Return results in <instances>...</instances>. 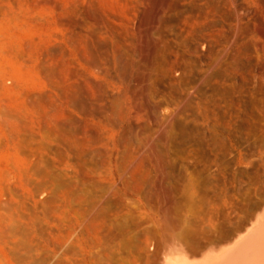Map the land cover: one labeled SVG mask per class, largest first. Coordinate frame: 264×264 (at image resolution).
<instances>
[{"label":"bare ground","instance_id":"1","mask_svg":"<svg viewBox=\"0 0 264 264\" xmlns=\"http://www.w3.org/2000/svg\"><path fill=\"white\" fill-rule=\"evenodd\" d=\"M28 1L0 0V264H122L116 239L127 264L150 245L149 264H264L261 228L215 253L185 217L206 193L248 196L234 143L264 99L248 0Z\"/></svg>","mask_w":264,"mask_h":264},{"label":"rangeland","instance_id":"2","mask_svg":"<svg viewBox=\"0 0 264 264\" xmlns=\"http://www.w3.org/2000/svg\"><path fill=\"white\" fill-rule=\"evenodd\" d=\"M11 2H13V0H10ZM21 1H23V3H27V2H29L28 0L26 1V2H24L25 0H21ZM31 1V0H30ZM154 2H158V0H148L147 1V5H148V7H150V5L151 4H153ZM248 8L250 9H248L247 8V10H246V12L243 14V17H241L240 19H239V25L241 26V28H237L238 30V32H239V34L242 36V37H245L243 40L245 41V42H252V43H254L255 42V44H257V42H258V46L260 47L259 49L261 50V54L259 53V55H260V57L262 58V67L264 66L263 64H264V0H248ZM248 11V12H247ZM240 20H242V21H240ZM240 22H241V24L243 25H241L240 24ZM239 27V26H238ZM244 27V28H243ZM247 29V30H244V29ZM239 29H241V30H239ZM243 30V31H242ZM246 31V33L244 34V36H243V33ZM241 32V33H240ZM246 39V40H245ZM263 70H264V67H263ZM253 74L256 76V73L255 72H253ZM264 75V74H263ZM259 77V79L261 80V83H262V79L264 78V76L263 77H261V76H258ZM7 83V82H6ZM263 83H264V79H263ZM255 99V100H254ZM253 102H254V105H255V109L253 110V115H252V117L251 116H249L248 117V119H249V123L251 124V122H252V126H251V130H250V133H249V141H248V148L245 146V143H242V142H244L242 139L243 138H241L242 137V135L241 134H239L242 130H241V124L239 125L240 127L238 128L239 130H238V133H237V138H236V140H235V143H234V152H233V154L235 153L236 154V156H235V154H234V165H235V167H236V170L238 171V175H240V170L242 169V167H240L241 166V164L240 163H238V159L242 156V157H246V158H248V163L250 164H248L249 166H247V169H248V174H249V182H250V180H251V183H247L246 185H245V190H246V192L248 193V196H245V197H243V199H242V201H241V197L244 195V193H243V191H242V188L243 187H241L240 186V188H237L236 189V185H237V183H238V185H237V187H239V185H243L242 183H240L241 182V180H243V179H241L242 177H238L237 176V179L236 180H239L240 182H235V189H236V191L234 190V192H233V194L234 193H236L237 195L235 196V197H233L234 195L233 194H231L230 196L231 197H233L234 199H232L228 194H226L225 195V197L223 198L222 197V195H224V193H221V195L220 196H218V195H216L217 197H222V200H220V198H218L219 200H216V201H222V202H220V204H218L219 202H217L216 204H215V200H214V197H213V195H211V197H210V193H206L204 196H206V195H209V197L211 198V199H213V201L214 202H212L210 199H209V197L207 198V197H205V198H207V200L208 201H210V204L213 206H211L210 204V206L207 204V200L205 199V201H206V203H205V201L203 202V206L204 205H206V207L204 206V208L206 209V211H204V213H206L205 214V216H204V213H202V211L203 210H205V209H198L195 213L193 212V214H192V212H189V213H191V214H189L188 212L185 214V217H186V219L187 220H191V222L189 221V223L191 224V225H193V224H195L194 226L195 227H197V228H199V229H205L206 228V231H212L213 233L215 232V235L213 234V237H215L214 239L216 240V242L218 243V244H220V245H223V243H221V241L223 240V238L227 235V234H229V233H232L233 232V229H234V231H235V229L237 230V233H238V237H246V236H248L250 233H255V231L257 230V228H258V230H260V228L262 229V230H264V216L262 217V219L261 220H259V221H257L256 222V219L257 218H260L262 215H263V213H264V127H262V126H264V99L262 98V97H260V96H258L257 94H255L254 95V97L251 99ZM258 100V101H257ZM257 102V103H256ZM261 106V107H260ZM263 106V107H262ZM257 108V109H256ZM261 111V112H260ZM255 112V113H254ZM257 114V115H256ZM260 115V116H259ZM241 116V115H240ZM255 119H254V118ZM242 118V117H241ZM240 118V119H241ZM253 119V120H252ZM252 120V121H251ZM251 121V122H250ZM257 124V125H256ZM255 127V129H254V127ZM256 126H257V128H258V130H257V128H256ZM261 127V128H260ZM258 131V132H257ZM240 138V139H239ZM242 140V141H241ZM239 141V142H238ZM241 141V142H240ZM241 144V145H240ZM251 144V145H250ZM254 146V147H253ZM244 147V148H243ZM244 149V151L242 152V150ZM249 152H248V151ZM247 151V152H246ZM240 152H241V154L242 155H240ZM247 153H249V154H247ZM12 154V151L7 147V146H5V145H2V146H0V170H2V169H4L5 167H6V163H5V161H6V159L10 156ZM248 156V157H247ZM250 157V158H249ZM3 160H5V161H3ZM250 161V162H249ZM1 167H2V169H1ZM240 169V170H239ZM250 170V171H249ZM251 173V174H250ZM11 181V180H10ZM10 181H7V183H3L4 184V186L3 187H6V186H12L11 184H12V181H11V183H10ZM245 181V180H244ZM244 181H242V182H244ZM2 184V185H3ZM250 184V185H249ZM2 185H0V190L1 191H4V189L5 188H3L2 187ZM247 185H248V187H247ZM246 187H247V189H246ZM248 188L250 189V191L248 190ZM239 189V190H238ZM241 189V190H240ZM237 190L238 191H240V192H237ZM248 190V191H247ZM0 191V198H1V200H0V203H4V202H6L7 200H9V196H8V193H6L5 191V193L3 192H1ZM242 193V194H241ZM6 194H7V196H6ZM218 194V193H217ZM4 195V196H3ZM202 195V196H203ZM214 195V196H215ZM241 196V197H238V196ZM246 195V194H245ZM201 196V197H202ZM215 196V197H216ZM249 196H250V198H249ZM213 197V198H212ZM226 197H227V199H226ZM44 198V196H42V195H40V196H38L37 197V199H43ZM235 198H236V200L237 201H235V202H233V200H235ZM240 198V199H239ZM244 198H245V200H244ZM3 199V200H2ZM204 199V198H203ZM215 199H217V198H215ZM224 199V200H223ZM226 199V200H225ZM228 199H230V200H228ZM239 199V200H238ZM6 200V201H5ZM227 200H228V202H227ZM250 200H251V202H250ZM226 201V202H225ZM229 201H230V203H229ZM232 202H233V204L235 205H233L232 204ZM238 204H237V203ZM205 203V204H204ZM214 203V204H213ZM221 203H222V205H221ZM226 203H228L229 205H231V207L228 205L226 208H225V204ZM218 204V205H217ZM247 204H249V208H248V210L246 209V207L244 208V206L245 205H247ZM241 205V206H240ZM244 205V206H243ZM202 206V207H203ZM220 208H219V207ZM243 206V207H242ZM209 207V208H208ZM211 207H212V209H211ZM215 207V208H214ZM229 207V208H228ZM238 207V208H237ZM240 207H241V210H240ZM201 208V207H200ZM217 208H218V211H217ZM231 208V209H230ZM208 209V210H207ZM242 209H245V212L246 211H248V212H244L243 213V211L244 210H242ZM212 210V211H211ZM217 211V212H215V211ZM209 211V212H208ZM210 211L212 212V213H210ZM226 211V212H225ZM230 212V213H229ZM202 214V215H198L197 216V214ZM227 213V214H226ZM189 214V215H188ZM211 214V215H210ZM190 215H192V216H194V215H196V217L194 216V218L191 216L190 217ZM208 215H209V217H208ZM214 215V216H213ZM229 215V216H228ZM142 216L143 217H147V216H150V214L148 215V213L147 214H145V213H143L142 214ZM204 216V217H203ZM199 217V218H198ZM210 217H212V218H210ZM222 217L224 218V220L222 219ZM190 218V219H189ZM193 218V219H192ZM197 218V219H196ZM203 219V222H202V219ZM214 218V219H213ZM225 218H226V220H225ZM201 219V222L199 221ZM228 219V220H227ZM194 220V221H193ZM196 220H197V222H196ZM209 220H212L211 222L209 221ZM231 221V222H228V221ZM214 222V223H213ZM221 222H222V224H221ZM248 222V223H247ZM202 223H204V224H202ZM247 224V225H246ZM197 225V226H196ZM203 225V226H202ZM206 225H209V226H206ZM231 225L233 226V227H231ZM257 225V226H256ZM260 225H261V227H260ZM205 226V227H204ZM226 226V227H225ZM201 227V228H200ZM236 227V228H235ZM263 227V228H262ZM216 228V229H215ZM222 231H221V230ZM232 229V230H231ZM219 230V231H218ZM219 233H218V232ZM230 231V232H229ZM221 232V233H220ZM133 233H135L136 234V232L134 231ZM217 233V234H216ZM110 239H112V238H110ZM110 239H108V240H110ZM219 239H220V241H219ZM262 239H264V238H262ZM262 239H259V242L260 241H262V242H264V240H262ZM108 240H106L107 241V243H108ZM114 240V239H113ZM115 241V240H114ZM114 241H112L111 240V244L110 243H108V246L110 245V247H113L112 248V250L114 249V254L116 255V254H118V257L117 258H122V256H123V261H124V259H125V261L123 262L122 260H121V262H123L124 264H127V261L129 260V261H131L132 260V257H133V254H129V253H127V251L125 250H120V248L121 247H119L118 245L119 244H117L118 243V239H116V241L114 242ZM113 242H114V245L115 246H118L119 248H117V247H114V245H113ZM117 242V243H116ZM106 243V244H107ZM107 246V247H108ZM150 246H151V248H150ZM149 247H148V253H146L145 252V255H148L149 256V254L151 253V252H153V250H155V248H152V247H155V245H150ZM117 249H119L118 251L119 252H122L121 254H119V252L117 251ZM150 250V251H149ZM117 251V252H116ZM124 251V252H123ZM150 252V253H149ZM113 253V252H112ZM125 253V254H124ZM127 254H129V255H132V256H130L129 257V255H127ZM122 255V256H121ZM125 255V256H124ZM145 255L143 254L142 255V257H141V259L143 260H140V259H138L139 261H141V262H143V264H149V261L146 263V258L144 259V257H145ZM117 256V255H116ZM127 256V257H126ZM144 256V257H143ZM258 256V255H257ZM264 255H262L261 257H263ZM259 257V256H258ZM119 258V259H120ZM129 258V259H128ZM140 258V257H139ZM128 259V260H127ZM127 260V261H126ZM128 261V262H129ZM139 263V262H137L136 264H142V263ZM122 263V264H123Z\"/></svg>","mask_w":264,"mask_h":264},{"label":"crops","instance_id":"3","mask_svg":"<svg viewBox=\"0 0 264 264\" xmlns=\"http://www.w3.org/2000/svg\"><path fill=\"white\" fill-rule=\"evenodd\" d=\"M207 233L206 234H208V232L209 231H206ZM235 232V233H234ZM234 232H232V233H229V234H227L226 236H225V238H223V240H222V243H223V241H224V243H223V245H220V246H218L219 244L218 243H216V242H213L214 243V245H216V248H217V246H218V248L215 250V253H218V252H232L233 251V249H236V247L239 245V240H244V238L245 237H238V233H237V230H235ZM254 233V232H253ZM253 233H252V237H253ZM230 235V236H229ZM231 235L233 236V237H231ZM251 235V233L248 235V237ZM227 237H229V238H227ZM247 237V236H246ZM251 237V236H250ZM249 237V238H250ZM214 239V238H213ZM246 239V238H245ZM215 240V239H214ZM228 240V241H227ZM216 241V240H215ZM226 241V242H225ZM254 242V240L252 241V242H250V243H253ZM256 243V244H255ZM257 243H259V242H257V241H255L252 245L250 244L249 246H250V249L252 248L253 249V247H254V245H258ZM205 244V243H204ZM207 244V245H206ZM206 244L204 245V246H209L208 245V241L206 242ZM260 244V243H259ZM251 255V254H250Z\"/></svg>","mask_w":264,"mask_h":264}]
</instances>
